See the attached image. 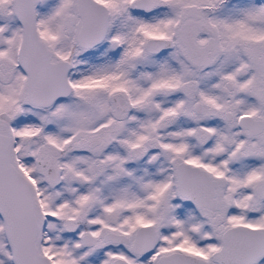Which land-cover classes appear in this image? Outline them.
Instances as JSON below:
<instances>
[{
	"label": "snow or ice",
	"instance_id": "6c2138e0",
	"mask_svg": "<svg viewBox=\"0 0 264 264\" xmlns=\"http://www.w3.org/2000/svg\"><path fill=\"white\" fill-rule=\"evenodd\" d=\"M0 264H264V0H0Z\"/></svg>",
	"mask_w": 264,
	"mask_h": 264
}]
</instances>
